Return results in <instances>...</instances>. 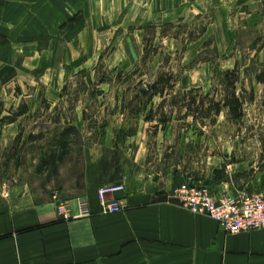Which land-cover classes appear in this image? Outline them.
<instances>
[{
  "label": "rangeland",
  "instance_id": "obj_1",
  "mask_svg": "<svg viewBox=\"0 0 264 264\" xmlns=\"http://www.w3.org/2000/svg\"><path fill=\"white\" fill-rule=\"evenodd\" d=\"M106 175L264 191V0H0V206Z\"/></svg>",
  "mask_w": 264,
  "mask_h": 264
},
{
  "label": "crops",
  "instance_id": "obj_2",
  "mask_svg": "<svg viewBox=\"0 0 264 264\" xmlns=\"http://www.w3.org/2000/svg\"><path fill=\"white\" fill-rule=\"evenodd\" d=\"M115 184L125 207L106 214L98 192ZM162 193L154 180L89 177L66 215L31 193L11 196L0 206V264H264V227L232 234Z\"/></svg>",
  "mask_w": 264,
  "mask_h": 264
},
{
  "label": "built area",
  "instance_id": "obj_3",
  "mask_svg": "<svg viewBox=\"0 0 264 264\" xmlns=\"http://www.w3.org/2000/svg\"><path fill=\"white\" fill-rule=\"evenodd\" d=\"M122 186H107L99 191V200L106 213L122 210L121 202L108 200L109 193L121 190ZM57 198V197H55ZM183 206L194 213L214 218L225 231L235 234L264 227V191L256 196L214 197L205 189H185L180 197ZM59 212L67 214V206L59 201Z\"/></svg>",
  "mask_w": 264,
  "mask_h": 264
},
{
  "label": "trees",
  "instance_id": "obj_4",
  "mask_svg": "<svg viewBox=\"0 0 264 264\" xmlns=\"http://www.w3.org/2000/svg\"><path fill=\"white\" fill-rule=\"evenodd\" d=\"M160 80L161 81H163V78L161 79H159V81H158V83H155V85L154 86H150V88H153V89H158V87L156 86V85H159V83H160ZM154 87H156V88H154ZM143 93H146L147 94V91L146 90H141ZM158 93V90H156L154 93H152V95L154 96L155 94H157ZM238 102V101H237ZM234 109V111H238V107H233Z\"/></svg>",
  "mask_w": 264,
  "mask_h": 264
}]
</instances>
